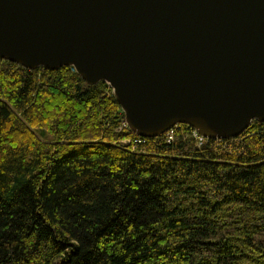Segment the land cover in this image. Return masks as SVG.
Wrapping results in <instances>:
<instances>
[{
    "label": "trees",
    "instance_id": "1",
    "mask_svg": "<svg viewBox=\"0 0 264 264\" xmlns=\"http://www.w3.org/2000/svg\"><path fill=\"white\" fill-rule=\"evenodd\" d=\"M124 123L105 82L0 59V264H264V122Z\"/></svg>",
    "mask_w": 264,
    "mask_h": 264
},
{
    "label": "water",
    "instance_id": "2",
    "mask_svg": "<svg viewBox=\"0 0 264 264\" xmlns=\"http://www.w3.org/2000/svg\"><path fill=\"white\" fill-rule=\"evenodd\" d=\"M0 59L105 82L142 138L264 122V0H0Z\"/></svg>",
    "mask_w": 264,
    "mask_h": 264
},
{
    "label": "built area",
    "instance_id": "3",
    "mask_svg": "<svg viewBox=\"0 0 264 264\" xmlns=\"http://www.w3.org/2000/svg\"><path fill=\"white\" fill-rule=\"evenodd\" d=\"M123 126H126V123H124ZM172 133H173V131L171 129L167 132V134H166L167 142L171 141L172 135H173ZM193 136L197 140V142H198L197 144L198 145L202 144L203 141L206 140V139H200V135H198L195 131H193ZM137 141L139 142L140 140H137Z\"/></svg>",
    "mask_w": 264,
    "mask_h": 264
},
{
    "label": "bare ground",
    "instance_id": "4",
    "mask_svg": "<svg viewBox=\"0 0 264 264\" xmlns=\"http://www.w3.org/2000/svg\"><path fill=\"white\" fill-rule=\"evenodd\" d=\"M172 136H173V135H172ZM200 139H205V138H203V137L200 136Z\"/></svg>",
    "mask_w": 264,
    "mask_h": 264
}]
</instances>
